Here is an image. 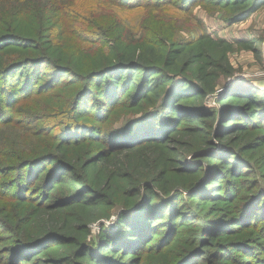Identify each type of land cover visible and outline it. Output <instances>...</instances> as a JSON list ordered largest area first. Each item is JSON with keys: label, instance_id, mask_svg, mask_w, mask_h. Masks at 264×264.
<instances>
[{"label": "trees", "instance_id": "16d2710c", "mask_svg": "<svg viewBox=\"0 0 264 264\" xmlns=\"http://www.w3.org/2000/svg\"><path fill=\"white\" fill-rule=\"evenodd\" d=\"M197 6L264 0H0V264H264V88Z\"/></svg>", "mask_w": 264, "mask_h": 264}, {"label": "rangeland", "instance_id": "374dc122", "mask_svg": "<svg viewBox=\"0 0 264 264\" xmlns=\"http://www.w3.org/2000/svg\"><path fill=\"white\" fill-rule=\"evenodd\" d=\"M140 12L136 11H124L120 12L128 26H135L141 17ZM194 14L201 17L206 23L207 30L217 36L225 38L229 42H234L236 45L231 51L229 57L232 65L237 69L236 75L231 80L238 82H244L247 85L256 86L259 89L264 88V7L256 11L253 15L247 19L237 23L225 22L219 13H211L202 9L200 6L195 8ZM238 24V25H237ZM138 29V26H137ZM195 34V30H184L181 35L185 38L192 37ZM140 34H137L139 36ZM135 36V37H137ZM245 36V37H243ZM251 38L259 48L261 53L256 55L255 51L250 48H245L237 45L238 38ZM237 39V40H236ZM102 43V42H101ZM98 45H94L96 47ZM101 49L104 48L100 46ZM98 50L102 51V50ZM221 94V93H220ZM218 96V95H217ZM216 95H213L207 99V105L209 108L216 110L218 108ZM219 97V96H218ZM192 160L189 159V162ZM121 208H116L119 210ZM115 212L110 220L101 219L91 224V231L93 234H97L102 230V223H105L106 227L112 232L116 230L115 224L117 223V214Z\"/></svg>", "mask_w": 264, "mask_h": 264}, {"label": "crops", "instance_id": "0c3cea01", "mask_svg": "<svg viewBox=\"0 0 264 264\" xmlns=\"http://www.w3.org/2000/svg\"><path fill=\"white\" fill-rule=\"evenodd\" d=\"M238 25V24H237ZM241 25H244V23L241 22ZM245 37V36H243ZM238 39H251L250 37L249 38H238ZM237 40V39H236Z\"/></svg>", "mask_w": 264, "mask_h": 264}]
</instances>
